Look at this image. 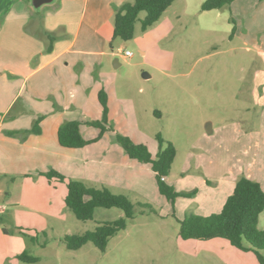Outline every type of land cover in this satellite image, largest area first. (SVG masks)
<instances>
[{"label":"rangeland","instance_id":"374dc122","mask_svg":"<svg viewBox=\"0 0 264 264\" xmlns=\"http://www.w3.org/2000/svg\"><path fill=\"white\" fill-rule=\"evenodd\" d=\"M78 1L77 11L82 12L83 0ZM202 1L175 0L145 32L137 21L133 38L128 41L112 40L108 32L107 54L100 57L102 69L71 70L63 77L69 81L67 76L71 75L79 86L77 95L69 101L87 96L91 82L103 80L115 112L108 126L132 142L144 144L152 157L158 151L157 134L172 143L176 155L167 184L177 192L195 191V195L168 201L158 193L149 165L134 161L141 175L143 168L147 170L141 181L150 182L148 186L138 190L108 188L133 205V217L126 220L125 228L109 239L104 251L91 243L68 250L65 235L92 231L102 223L122 218L123 213L116 208H97L91 220L79 221L65 207L66 187L58 183L59 190L53 193L54 203L49 208L8 206L7 214L0 218L1 229L6 232L0 240V264H259L253 252L235 249L225 239L183 240L178 234V221L185 214L210 216L221 211L231 194L229 179L245 175L242 172L248 168V153L252 161L254 147L240 140L239 132L244 135L250 124H264L262 107L257 106L253 90V76L262 67L257 52L245 51L242 37L225 30L228 8L222 9L217 19L200 11ZM57 9V5L45 6L30 14L44 16ZM144 16L140 13L139 20ZM125 51L133 56L125 58ZM58 79L48 83L56 84ZM57 100L63 103L60 93ZM75 105L72 102L66 110V119L79 116ZM28 116L30 120L23 125L30 129L34 116ZM86 122L82 127L94 132ZM208 125L211 134L206 132ZM107 133L115 142L114 134ZM262 159L260 156L258 170L264 178ZM140 204H149L153 211ZM261 218L258 229L264 230V212ZM20 251L37 261L15 260L14 255ZM260 254L264 259V250Z\"/></svg>","mask_w":264,"mask_h":264},{"label":"crops","instance_id":"0c3cea01","mask_svg":"<svg viewBox=\"0 0 264 264\" xmlns=\"http://www.w3.org/2000/svg\"><path fill=\"white\" fill-rule=\"evenodd\" d=\"M125 1L83 0V11L79 12L78 0H56L54 5H57V11L33 17L28 0H0V218L7 214L8 206L14 209L52 206L53 193L59 190L56 188L58 183H49L41 175L50 170L95 188L138 190L150 183L141 181L147 170L143 168L141 175L139 166L134 164L135 160L129 159L121 147L112 142L109 133L83 148H64L57 140V130L65 121H79L80 133L85 140H93L98 136L97 129L94 128L92 132L82 125L86 121L101 119L102 111L98 102L101 89L107 94L108 121L114 120L109 89L103 80L97 78L91 82L87 96H78L69 101L71 96L77 95L79 86L71 75L67 76L69 81L63 77L71 70L92 72L102 69L100 57L107 54L105 43L108 32L110 34L113 31L111 20L114 8ZM228 10L225 30L231 33L234 27L232 35L242 37L245 51L254 50L260 58L262 67L253 76V90L257 106L262 107L261 119L264 121V0H235ZM220 11L203 13L220 19ZM229 17L234 20V25L229 22ZM51 37L54 38L52 44ZM114 63L119 65L117 60ZM57 79L56 84L48 83ZM110 88L113 94L114 85ZM59 93L63 103L57 100ZM49 98L61 110H54ZM72 102H75L79 116L68 120L66 110ZM32 103L35 104L32 106ZM27 114H33L34 120L43 116L39 123L41 133L29 135L23 141L6 136L5 131L29 129L28 125H23L26 120H30ZM247 128L244 135L239 132L240 140L243 138L250 142L254 151L251 162L247 154L248 168L242 173L259 183L264 191V178L261 176L262 171L260 173L258 170L262 155L261 163H264V145L261 153L264 124H250ZM167 179L163 181L167 183ZM236 180V177L229 179L228 190L231 193ZM13 215L18 220V215L14 212ZM11 217L9 214L8 219ZM4 237L6 232L0 225V240ZM21 252L14 255L15 260Z\"/></svg>","mask_w":264,"mask_h":264},{"label":"trees","instance_id":"16d2710c","mask_svg":"<svg viewBox=\"0 0 264 264\" xmlns=\"http://www.w3.org/2000/svg\"><path fill=\"white\" fill-rule=\"evenodd\" d=\"M175 0H132L123 2L114 8L112 40L120 39L128 41L133 38L134 26L140 22L142 32H145L156 23L163 12L171 6ZM235 0H205L200 5V11L222 10L229 8ZM144 13L143 19L138 15ZM229 22L235 24L229 17ZM234 33L232 28L231 35ZM52 44L54 38H49ZM51 46V45H50ZM51 47H49L50 50ZM98 102L101 107L100 120L88 121L86 125L98 130V136L93 140H85L81 136L79 121H66L57 130V140L64 148H83L98 141L105 133L112 132L115 142L131 160L148 164L155 174L158 193L170 202L178 197L190 198L195 191L190 193L177 192L172 186L162 181L168 177L171 165L176 155L172 143L165 141L160 134L155 136L158 151L154 157L148 152L142 143H134L128 137L120 135L108 126L107 95L104 90L98 92ZM54 110L61 107L54 104ZM43 116L37 117L31 128L23 131H5L8 137H16L21 141L29 135H39L41 129L39 123ZM46 180L62 183L66 187V195L63 203L65 207L79 221H88L93 218L95 209L116 208L122 211L123 217L117 220L98 225L92 231L82 234L65 235L63 241L68 250H77L81 246L91 243L99 251H104L109 239L125 228V222L133 217L132 203L121 194H113L106 187H90L80 181L66 178L56 171L50 170L41 174ZM141 207L153 211L149 204H140ZM264 210V191L259 183L242 176L236 180L232 193L226 198L219 213L210 216H199L192 213L184 215L179 223V237L183 240L205 241L215 238L225 239L232 247L241 251H251L257 257L259 264H264L260 251L264 250V230L257 227L259 215ZM23 263H34L36 258L26 251L16 256Z\"/></svg>","mask_w":264,"mask_h":264},{"label":"water","instance_id":"95a60500","mask_svg":"<svg viewBox=\"0 0 264 264\" xmlns=\"http://www.w3.org/2000/svg\"><path fill=\"white\" fill-rule=\"evenodd\" d=\"M29 6L34 12H39L43 7L45 6H51L56 3V0H28ZM144 78H148L149 76L147 74H143ZM207 134H211L212 130L210 126L206 128Z\"/></svg>","mask_w":264,"mask_h":264},{"label":"built area","instance_id":"2783aa9c","mask_svg":"<svg viewBox=\"0 0 264 264\" xmlns=\"http://www.w3.org/2000/svg\"><path fill=\"white\" fill-rule=\"evenodd\" d=\"M123 56L125 58H128L129 59V58H131L133 56V54L131 52H129V51H125L124 54H123ZM161 180L163 181L164 179L161 178Z\"/></svg>","mask_w":264,"mask_h":264}]
</instances>
